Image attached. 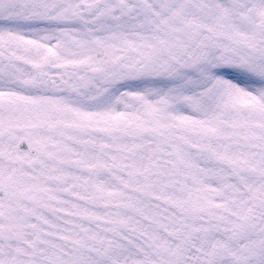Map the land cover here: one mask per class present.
<instances>
[{"label":"snow or ice","instance_id":"1","mask_svg":"<svg viewBox=\"0 0 264 264\" xmlns=\"http://www.w3.org/2000/svg\"><path fill=\"white\" fill-rule=\"evenodd\" d=\"M0 264H264V0H0Z\"/></svg>","mask_w":264,"mask_h":264}]
</instances>
